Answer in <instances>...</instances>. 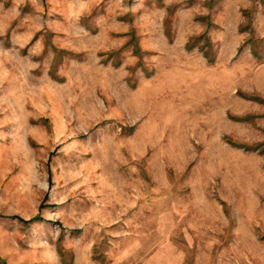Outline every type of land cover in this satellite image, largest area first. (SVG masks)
<instances>
[{
	"label": "rangeland",
	"instance_id": "obj_1",
	"mask_svg": "<svg viewBox=\"0 0 264 264\" xmlns=\"http://www.w3.org/2000/svg\"><path fill=\"white\" fill-rule=\"evenodd\" d=\"M0 264H264V0H0Z\"/></svg>",
	"mask_w": 264,
	"mask_h": 264
}]
</instances>
